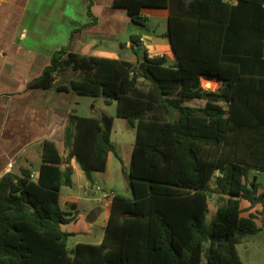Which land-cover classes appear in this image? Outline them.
Returning <instances> with one entry per match:
<instances>
[{
    "label": "trees",
    "instance_id": "trees-1",
    "mask_svg": "<svg viewBox=\"0 0 264 264\" xmlns=\"http://www.w3.org/2000/svg\"><path fill=\"white\" fill-rule=\"evenodd\" d=\"M113 4L139 25L141 8L167 7L176 63L146 54L136 62L85 56L63 46L28 87L116 102V116L135 128L131 193L112 196L100 242L69 248L63 225L76 215L60 204L61 187L73 183L71 167L62 165L75 155L91 181L109 153L121 161L113 115L71 113L66 157L44 139L36 179L27 168L0 177V264H243L237 245L260 231L258 213L264 219V182L248 180L250 170L264 171V0ZM131 40L138 44V35ZM203 76L223 83L204 87ZM210 193L218 205L207 222Z\"/></svg>",
    "mask_w": 264,
    "mask_h": 264
},
{
    "label": "crops",
    "instance_id": "crops-1",
    "mask_svg": "<svg viewBox=\"0 0 264 264\" xmlns=\"http://www.w3.org/2000/svg\"><path fill=\"white\" fill-rule=\"evenodd\" d=\"M141 13L146 17L144 25L134 22L113 0H0V177L7 172L19 174L22 168L37 177L44 139L54 141L63 157L68 154L74 132L70 117L76 114L69 98L76 93L28 87L54 51L66 46L80 55L136 62L149 49L155 55L163 54L167 64L176 63L167 35L169 9L143 7ZM131 35H138V44L132 43ZM203 77L215 83L214 89L223 83L222 79ZM110 155L104 171H92L91 181L75 155L63 164L71 167L73 183L61 187L60 204L64 211L76 215L63 227L71 233L69 237L80 236L71 243V250L77 242L98 243L103 237L112 198H104L95 185H104L101 174L107 170ZM123 166L128 173L129 165ZM252 175L257 180L262 175L264 182V171ZM89 216H93L91 220Z\"/></svg>",
    "mask_w": 264,
    "mask_h": 264
},
{
    "label": "rangeland",
    "instance_id": "rangeland-1",
    "mask_svg": "<svg viewBox=\"0 0 264 264\" xmlns=\"http://www.w3.org/2000/svg\"><path fill=\"white\" fill-rule=\"evenodd\" d=\"M207 81V78H202V85L204 87L213 88L215 86V83L212 84L211 82H209L210 84L208 85ZM139 84L141 86L147 85L146 81L142 79L140 80ZM69 100L70 106L75 109L76 114L91 116L97 115L101 111H106L115 117L112 127L111 139L117 148L118 154L121 157V161L113 153H111L107 170L104 174H101V176L104 175V188L111 187L119 193L130 195L131 192L128 185V173L123 165L126 164L128 166L130 163L131 151L135 139L134 129L128 125L124 118L116 116L115 101H112L111 104H106L104 103L102 97L79 95L77 93L70 97ZM190 103L193 105H199L203 104V101L200 99H193L190 101ZM252 172V170L249 171L248 180L253 177ZM216 174H219V172L217 171ZM74 178L77 180V177L74 176ZM258 178L263 182L262 175H259ZM66 187L67 186H63V188ZM208 204L209 210L206 215L207 222L214 214L218 205L216 201V193H210ZM243 205L246 206L247 202H243ZM259 208L260 205H256L255 209ZM256 222L260 226V231L252 236H249L246 241L237 245L243 264H264V219L260 213L257 214ZM70 225L71 223L68 224V226ZM79 237V235L68 237L67 241L70 245L69 248L72 247L71 243Z\"/></svg>",
    "mask_w": 264,
    "mask_h": 264
},
{
    "label": "built area",
    "instance_id": "built-area-1",
    "mask_svg": "<svg viewBox=\"0 0 264 264\" xmlns=\"http://www.w3.org/2000/svg\"><path fill=\"white\" fill-rule=\"evenodd\" d=\"M225 2L229 3V4H235L237 2V0H224ZM140 41L145 44V40L144 38H140ZM146 55L149 57V58H153V57H163V54H158V55H155L153 54L149 49L147 50V53ZM31 177L32 178H36V174L35 173H31ZM95 189L96 191L98 192H101V194L103 195V197H110L112 198V196L114 195V191L112 189H105L101 183H97L95 185Z\"/></svg>",
    "mask_w": 264,
    "mask_h": 264
},
{
    "label": "water",
    "instance_id": "water-1",
    "mask_svg": "<svg viewBox=\"0 0 264 264\" xmlns=\"http://www.w3.org/2000/svg\"><path fill=\"white\" fill-rule=\"evenodd\" d=\"M210 80L208 79V81L207 82H209ZM62 168H64V165H62ZM91 217H93V216H89V220H91L92 218Z\"/></svg>",
    "mask_w": 264,
    "mask_h": 264
},
{
    "label": "bare ground",
    "instance_id": "bare-ground-1",
    "mask_svg": "<svg viewBox=\"0 0 264 264\" xmlns=\"http://www.w3.org/2000/svg\"><path fill=\"white\" fill-rule=\"evenodd\" d=\"M204 78V77H203ZM209 82H211V81H209ZM209 82H207V84H209Z\"/></svg>",
    "mask_w": 264,
    "mask_h": 264
}]
</instances>
